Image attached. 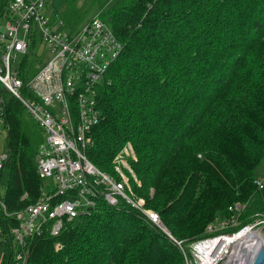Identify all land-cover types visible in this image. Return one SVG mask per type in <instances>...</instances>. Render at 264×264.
<instances>
[{
    "label": "trees",
    "instance_id": "1",
    "mask_svg": "<svg viewBox=\"0 0 264 264\" xmlns=\"http://www.w3.org/2000/svg\"><path fill=\"white\" fill-rule=\"evenodd\" d=\"M8 1L0 0V22ZM106 2L96 15L123 49L96 89L100 118L89 160L111 172L130 142L140 182L134 192L175 239L202 237L214 219L230 216L234 201L246 204L239 225L263 216L255 169L264 157V0ZM66 12L58 18L76 27L79 17ZM4 99L9 153L0 182L4 169L9 178L1 196L13 210L39 196L43 136H30L16 97ZM66 224L58 235L31 238L26 264H183L179 247L127 205L101 201ZM1 255L0 264H12L8 247Z\"/></svg>",
    "mask_w": 264,
    "mask_h": 264
},
{
    "label": "built area",
    "instance_id": "2",
    "mask_svg": "<svg viewBox=\"0 0 264 264\" xmlns=\"http://www.w3.org/2000/svg\"><path fill=\"white\" fill-rule=\"evenodd\" d=\"M46 1L9 0L0 26V132L6 128L7 94L19 100L43 131L36 150L37 175L43 182L39 196L9 210L0 195V244L3 251L10 249L12 264H26L31 238L43 232L58 235L67 222L91 214L101 201L135 209L179 247L183 264H251L260 246L250 252L247 239L254 233L264 241V215L254 213L248 223L239 225L246 204L234 201L228 207L230 216L214 219L202 237L188 242L175 239L157 211L134 192L131 179L140 182L129 163L135 159L130 142L114 155L111 172L89 160L91 131L100 118L96 89L123 45L97 15L74 28L66 27L57 13L47 12ZM38 43L49 56L16 67L18 57L26 59ZM7 157L0 153V170ZM263 181L264 177L256 180L258 188Z\"/></svg>",
    "mask_w": 264,
    "mask_h": 264
},
{
    "label": "rangeland",
    "instance_id": "3",
    "mask_svg": "<svg viewBox=\"0 0 264 264\" xmlns=\"http://www.w3.org/2000/svg\"><path fill=\"white\" fill-rule=\"evenodd\" d=\"M106 1L107 0H47V3H48L47 8L48 9L55 8V10H57L59 14L61 15H66L67 9H73V14L79 17L77 18V22H76L77 24H75L74 26H79L82 23L93 18L96 15V13L99 11V9L102 8L107 3ZM68 18H72V17L68 16ZM0 24L2 28L3 20L0 22ZM71 26L72 25L67 24L66 27H71ZM48 56L49 55L47 54L45 47H43L42 44L38 43L34 47L31 54H29L26 59H24V57L22 56H19L15 62L16 64L14 65L18 67L22 61L28 63L29 65H33L37 63L39 59H43V58L46 59ZM22 120L23 122L27 123L29 130H30V136H32V138L36 139L40 137V135L42 136V133H43L42 128L39 127L35 121H33L29 113L25 112V114L22 117ZM32 123L34 124L31 125ZM8 148L9 147H8V137L6 133V128H3L0 132V153H4L8 155L9 153ZM255 174H257V168L255 169ZM8 178H9V172L7 169H4L2 173L3 183L7 184ZM3 183L1 182V185H0V195H2L3 190H4ZM131 184H133L132 179H131ZM263 184H264V181H263ZM261 233H262V230H261ZM262 234L264 235V231ZM2 252H3V246L0 244V260L2 257L1 255Z\"/></svg>",
    "mask_w": 264,
    "mask_h": 264
},
{
    "label": "bare ground",
    "instance_id": "4",
    "mask_svg": "<svg viewBox=\"0 0 264 264\" xmlns=\"http://www.w3.org/2000/svg\"><path fill=\"white\" fill-rule=\"evenodd\" d=\"M248 241H250L249 243V248H251V251H254L257 249L258 246H264V241L263 238L261 236H258L254 233H249V237L247 239Z\"/></svg>",
    "mask_w": 264,
    "mask_h": 264
},
{
    "label": "crops",
    "instance_id": "5",
    "mask_svg": "<svg viewBox=\"0 0 264 264\" xmlns=\"http://www.w3.org/2000/svg\"><path fill=\"white\" fill-rule=\"evenodd\" d=\"M47 3V1H46ZM48 4V3H47ZM47 4H46V10L49 13H57L59 15V12L57 10H55V8H51L48 9L47 8ZM262 160H264V157L262 158ZM257 179H262V177H264V161H262L258 166H257V174H255Z\"/></svg>",
    "mask_w": 264,
    "mask_h": 264
},
{
    "label": "water",
    "instance_id": "6",
    "mask_svg": "<svg viewBox=\"0 0 264 264\" xmlns=\"http://www.w3.org/2000/svg\"><path fill=\"white\" fill-rule=\"evenodd\" d=\"M251 264H264V246H261Z\"/></svg>",
    "mask_w": 264,
    "mask_h": 264
}]
</instances>
